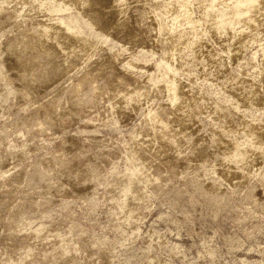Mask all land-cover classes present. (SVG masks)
<instances>
[{"label": "rangeland", "instance_id": "rangeland-1", "mask_svg": "<svg viewBox=\"0 0 264 264\" xmlns=\"http://www.w3.org/2000/svg\"><path fill=\"white\" fill-rule=\"evenodd\" d=\"M186 1L192 16L198 17L204 3H200L203 7L199 9L197 0H0V10L3 9L0 12V49L3 48L0 50V96H3L0 97V264H264V149L256 147L264 140V54L261 49L264 45V0L249 5L248 16H239L233 11L232 18L241 22L224 28L216 27L219 19L212 17H208L205 24L190 22L179 14V4ZM226 2L218 0L215 8ZM162 4L165 5L161 7L164 15L157 12ZM57 18L64 19L79 35L70 29L64 30L65 26L57 23ZM182 20L186 26L184 22L180 24ZM164 21L168 25L172 23V30L167 24L165 30L160 26ZM42 23H45L44 28L47 26V35ZM199 24L200 28L203 25L202 29ZM192 26L197 27L196 31ZM172 27H178L177 31ZM204 30L208 31L206 37ZM186 36L188 39L184 42ZM176 38L181 46L177 45ZM77 39L82 47L75 42ZM190 39H194L193 45H189ZM18 40L21 41L15 42ZM28 44L34 47L29 48ZM51 48L52 51L56 48L55 52ZM213 52L215 55L220 52L217 58ZM19 53H23V59ZM63 53L69 57L64 58ZM164 53L171 64L176 61L175 71L181 72L170 70L168 74L163 71ZM55 59L57 63L53 62ZM130 60L136 65H131ZM198 62L204 64L200 66ZM182 63L190 69L186 70ZM182 70L192 75H184ZM160 75L164 76L162 80L155 81ZM205 76H209L208 79ZM170 80H177L179 100L173 101L175 106L170 92L165 89ZM75 84L82 87L80 91ZM151 86L158 91L154 88L153 93ZM76 90L78 92H74ZM162 90L167 92L161 93ZM166 99L171 101L167 103ZM221 127L236 131L232 134ZM243 129L253 131L257 137L260 134L258 139L254 137L255 146L251 142L246 145L250 152L253 149L251 153L255 159L252 163L236 162L229 151L246 143L248 130ZM223 152H228L227 160ZM150 176L154 180L147 179ZM135 178H140L142 183ZM136 192H141L142 197L137 193V199Z\"/></svg>", "mask_w": 264, "mask_h": 264}, {"label": "bare ground", "instance_id": "bare-ground-1", "mask_svg": "<svg viewBox=\"0 0 264 264\" xmlns=\"http://www.w3.org/2000/svg\"><path fill=\"white\" fill-rule=\"evenodd\" d=\"M7 1H8V0H7ZM12 1H13V0H12ZM118 1H119V0H118ZM123 1H124V0H123ZM165 1H166V0H165ZM174 1H175V0H174ZM197 1H198L199 3H197V2H196V3L199 4V5H200V3H202V4L204 3V7L201 6L202 4L199 6V9H200V7H203V8H202V11H200L201 14H198V15H197L198 17H194V16H192V14L190 13L191 10L189 11L188 8H187V5H186V4L188 3L187 1H186V3H185V2H184V3H181V2H180V3H181V4H179L180 7H178V8H180V10H179L180 13H179V14H181L183 17H186L187 19H189L190 22L192 21V22H195L196 24H197V22H199V23L202 24L203 22L208 21V20H207L208 17H212L214 20L219 19L218 22H217V23H218V26H216V27H218V28H224V27H228V26L233 27L232 25H234V24H236V23H237V25H238V22H241V20H239L238 18H235V20H234V19L232 18V15H233L232 12H233V11L238 12V15H239V16H240V15H242L243 17L248 16V15H249V14H248V7H249V5H251L252 3L256 2V0H231L230 3H227L226 0H224L226 3H224V5L222 4L223 6H220L219 8H215V5H216V3H217L218 0H207L208 2H205V0H197ZM4 2H6V1H4ZM9 2H10V0H9ZM158 2H159V1H158ZM176 2H177V1H176ZM193 2H194V1H193ZM193 2H192V3H193ZM117 3H118V2H117ZM156 3H157V2H156ZM168 3H169V2H168ZM168 3H167V4H168ZM170 3H171V2H170ZM212 3H213V4H212ZM220 3H221V2L219 1V4H220ZM167 4H166V5H167ZM172 4H173V3H172ZM190 4H191V3H190ZM155 5H156V4H155ZM176 5H177V4H176ZM176 5H175V6H176ZM191 5H192V4H191ZM194 5H195V4H194ZM159 6H160V5H159ZM164 6H165V5L162 4V6H160L158 9L155 7V8L157 9L158 14H162L164 8H161V7H164ZM171 6H174V5H171ZM188 6H189V5H188ZM151 7H153V6H151ZM157 7H158V5H157ZM192 7H193V6H192ZM178 8L175 7V9H177V10H178ZM190 8H191V6H190ZM197 8H198V5H197ZM173 9H174V8H172V10H173ZM191 9H193V8H191ZM2 10H3V9H2ZM2 10H0V12H2ZM177 10H175V12H177ZM30 11H31V10H30ZM52 11H53V10H52ZM192 11H193V10H192ZM50 12H51V11H50ZM198 12H199V10H197V13H198ZM54 13H55V11H54ZM149 13H150V12H149ZM152 13H154V12H152ZM151 15H152V14H151ZM162 15H164V13H163ZM167 15H168V14H167ZM172 15H173V14H172ZM194 15H195V14H194ZM154 16H155V14H154ZM154 16H153V18H154ZM168 16H169V15H168ZM175 16H176V15H175ZM177 16H178V15H177ZM169 17H170V16H169ZM169 17H167V18H169ZM171 17H172V16H171ZM171 17H170V19H171ZM183 17H182V18H183ZM177 18H178V17H177ZM182 18H181V19H182ZM248 18H249V19H252L251 16H249ZM154 19H155V18H154ZM164 19H165V18H164ZM179 19H180V18H179ZM179 19H177V20H179ZM183 19L185 20V18H183ZM0 20H1V19H0ZM48 20L50 21V19H48ZM51 20H52V19H51ZM57 20H59V22L57 21V23H60V25L62 24L63 26L66 27V28L64 27V30H65V29H66V30H67V29H70V30L74 31V30L72 29L71 25H69L64 19H60V18L58 19V18H57ZM160 20H161V19H160ZM174 20H176V19L174 18ZM184 20H182V22H181L180 24H182V23L184 22ZM43 21H44V20H43ZM166 21H167V20H166ZM185 21H186V20H185ZM253 21H254V20H253ZM1 22H2V21H1ZM39 22H40V21H39ZM51 22H52V21H51ZM167 22H169V21H167ZM171 22H172V21H171ZM173 22H174V21H173ZM175 22H177V21H175ZM178 22H179V21H178ZM2 23H4V22H2ZM35 23H36V22H35ZM46 23H47V21H46ZM57 23H56V25H58L59 28H60V25L57 24ZM205 23H206V22H205ZM205 23H203V24H205ZM24 24H26V23H24ZM37 24H38V23H37ZM37 24H36V25H37ZM42 24H43V23H42ZM42 24H41L40 26H42ZM44 24H45V23H44ZM44 24H43V28H44ZM160 24H161V25H160L161 27H164V25L167 24V23H165V21H164V22H162V23L160 22ZM169 24H170V23H169ZM177 24H178V23H176V25H177ZM184 24H185V22H184ZM186 24H187V23H186ZM186 24H185V26H186ZM196 24H195V25H196ZM201 24H199V26H198L199 28H200V25H201ZM243 24H244V23H243ZM34 25H35V24H34ZM36 25H35V26H36ZM47 25H48V24H47ZM167 25H168V24H167ZM170 25L172 26V23H171ZM170 25H168L167 27H169ZM174 25H175V23H174ZM174 25H173V26H174ZM176 25H175V26H176ZM188 25H189V24H188ZM191 25H192V23H191ZM215 25H216V24H215ZM246 25H248V24H246ZM0 26H1V25H0ZM2 26H3V25H2ZM22 26H24V25H22ZM25 26H26V25H25ZM40 26H39V27H40ZM48 26H50V24H49ZM51 26H52V25H51ZM58 26H57V27L55 26V27H56V30H57ZM155 26H156V22H155ZM155 26H154V27H155ZM165 26H166V25H165ZM171 26H170V30H172V29H171ZM179 26H180V25H179ZM181 26H182V25H181ZM193 26H194V25H193ZM193 26H192V27H193ZM205 26H206V25H205ZM207 26H208V25H207ZM234 26H235V25H234ZM239 26H240V25H239ZM239 26H238V27H239ZM242 26H243V25H242ZM39 27H37V28H39ZM158 27H159V26H158ZM182 27H183V26H182ZM189 27H190V26H189ZM238 27H237V28H238ZM26 28H28V27H26ZM29 28H32V27H29ZM29 28H28V30H29ZM49 28H51V27H49ZM172 28H175V27H172ZM176 28H178V27H176ZM176 28H175V31H177ZM194 28H195V27H193V29H194ZM196 28H197V27H196ZM196 28H195V31H196ZM202 28H203V25H202ZM202 28H200V29H202ZM245 28H246V27H245ZM245 28H244V29H245ZM247 28H248V27H247ZM0 29H1V27H0ZM62 29H63V27H62ZM155 29H156V28H155ZM159 29H160V27H159ZM159 29H158V30H159ZM165 29H166V28L164 27V30H165ZM191 29H192V28H191ZM208 29H209V28H208ZM208 29H207V30H208ZM210 29H211V28H210ZM230 29H232V28H230ZM235 29H236V28H235ZM23 30H25V29H23ZM23 30H22V31H23ZM33 30H34V29H33ZM38 30H39V29H38ZM42 30H43V29H42ZM45 30L47 31V26H45V28H44V30H43L44 34L47 35L48 32L45 33V32H46ZM48 30H49V29H48ZM50 30H51V29H50ZM50 30H49V31H50ZM58 30H59V29H58ZM58 30H57V32L60 33ZM161 30H162V29H161ZM161 30H159V31H161ZM167 30H168V29H167ZM173 30H174V29H173ZM179 30L181 31V28H180ZM184 30H185V28H184ZM184 30H183V31H184ZM197 30H198V29H197ZM207 30H206V31H207ZM218 30H219V29H218ZM221 30H222V29H221ZM225 30H226V28H225ZM225 30H224V32H225ZM238 30H240V29H238ZM242 30H243V27H242ZM242 30H241V32H243ZM25 31H26V30H25ZM159 31H158V32H159ZM186 31H187V30H186ZM191 31H192V30H191ZM195 31H194V32H195ZM200 31H202V30H200ZM204 31H205V30H204ZM206 31H205V37H206ZM210 31H211V30H210ZM210 31H209V33H210ZM222 31H223V30H222ZM226 31H227V30H226ZM228 31L230 32L229 29H228ZM228 31H227V32H228ZM232 31L234 32V29H233ZM245 31H246V30H245ZM40 32H41V30H40ZM52 32H53V31H52ZM54 32H55V31H54ZM69 32H70V31H69ZM74 32H76V31H74ZM74 32H73V34L76 35L77 32H76V33H74ZM158 32H157V34H158ZM161 32H162V31H161ZM166 32H167V31H166ZM170 32H171V31H170ZM194 32H193V33H194ZM202 32H203V31H202ZM207 32H208V31H207ZM211 32H212V31H211ZM219 32H221V31H219ZM237 32L239 33V31H237ZM258 32L261 33L260 31H258ZM22 33L24 34L25 32L23 31ZM30 33H31V32H30ZM30 33L27 34V35H30ZM50 33H51V32H50ZM50 33H49V34H50ZM58 33H57V34H58ZM61 33H62V31H61ZM61 33H60V34H61ZM67 33H68V31H67ZM67 33L64 32L63 34H65V35H63V36L66 37V34H67ZM155 33H156V32H155ZM162 33H163V32H162ZM164 33H165V32H164ZM176 33L178 34V32H176ZM176 33H175V35H176ZM185 33H186V32H185ZM187 33H188V32H187ZM187 33H186V35H187ZM195 33L197 34V32H195ZM199 33L201 34V32H199ZM203 33H204V32H203ZM221 33H222V32H221ZM230 33H231V32H230ZM245 33H246V32H245ZM249 33H250V32H249ZM259 33H258V34H259ZM263 33H264V30H263L262 34H263ZM25 34H26V33H25ZM52 34H54V33H52ZM52 34H50V35H52ZM60 34H59V35H60ZM71 34H72V33H71ZM157 34H156L155 36H157ZM159 34H160V33H159ZM165 34H166V33H165ZM169 34H170V33H169ZM172 34H174V33H172ZM182 34H184V33H182ZM189 34H190V32H189ZM200 34H199V35H200ZM210 34H211V33H210ZM210 34H209V35H210ZM227 34H228V36L231 35V34L229 35V33H227ZM236 34H237V33H236ZM243 34H244V33H243ZM256 34H257V32H256ZM41 35H43V33H42ZM50 35H49V36H50ZM54 35H56V34H54ZM54 35H53V36H54ZM77 35H79V34H77ZM167 35H168V33H167ZM175 35H173V37H174ZM190 35H192V33H191ZM190 35H189V36H190ZM194 35H195V34H194ZM199 35H198V36H199ZM201 35H202V34H201ZM207 35H208V33H207ZM220 35H221V34H220ZM223 35H224V34H223ZM225 35H226V34H225ZM234 35H235V33H234ZM252 35H253V34H252ZM21 36H22V35H21ZM61 36H62V35H61ZM61 36H60V37H61ZM63 36H62V39L65 38V37L63 38ZM70 36H71V35H70ZM181 36H182V35H181ZM198 36H197V37H198ZM232 36H233V35H232ZM232 36H231V37H232ZM248 36H251V34H250V35H247V37H248ZM18 37H19V36H18ZM26 37H27V36H26ZM39 37H40V36H39ZM46 37H47V36H46ZM58 37H59V36H58ZM67 37H68V36H67ZM67 37H66V38H67ZM73 37H74V36H73ZM76 37H78V36H76ZM167 37H168V38H170V37L173 38L172 36H170V37L167 36ZM192 37H193V36H191V38H192ZM200 37H201V36H200ZM203 37H204V36H203ZM203 37H202L201 39H203ZM214 37H215V36H214ZM231 37H230V38H231ZM239 37H240V35H239ZM254 37H255V35H254ZM263 37H264V36H263ZM22 38H23V36H22ZM22 38H21V39H22ZM28 38H29V37H28ZM43 38H44V36H43ZM47 38H48V37H47ZM70 38H71V37H69L68 39H70ZM80 38H81V37H80ZM156 38H157V37H156ZM156 38H155V39H156ZM160 38H161V37H159V39H160ZM165 38H166V37H165ZM165 38H163V39H165ZM177 38H179V37H177ZM177 38H176V43H177ZM183 38H184V37H183ZM232 38H233V37H232ZM232 38H231V39H232ZM248 38H249V37H248ZM251 38H252V37H251ZM255 38H256V37H255ZM259 38H260V37H259ZM24 39H25V38H24ZM32 39H33V38H32ZM41 39H42V37H41ZM44 39H45V38H44ZM51 39H52V38H51ZM58 39H61V38H58ZM62 39H61V40H62ZM74 39H75V38H73V40H74ZM78 39H79V37H78ZM78 39H77V41H75L76 43L80 40V39H79V40H78ZM174 39H175V37H174ZM179 39H180V38H179ZM187 39H188V38H187V36H186V41H184V42H187ZM194 39H195V38H194ZM194 39H193V41H194ZM196 39H197V38H196ZM228 39H229V38H228ZM228 39H227V40H228ZM261 39H263V38L261 37ZM14 40H15V39H14ZM27 40H28V39H27ZM39 40H40V39H39ZM45 40H46V39H45ZM45 40H44V42H45ZM56 40H57V39H56ZM66 40H67V39H66ZM81 40H83L84 42L86 41L84 38H82ZM190 40H191V39H190ZM197 40H198V39H197ZM199 40H200V39H199ZM199 40H198V41H199ZM203 40H205V39H203ZM227 40H225V41H227ZM252 40H253V39H252ZM256 40H259V39L257 38ZM20 41H21V40H20ZM20 41L18 40V41H15V42H20ZM30 41H31V40H30ZM34 41H36V39H35ZM41 41H42V40H40V42H41ZM52 41H53V40H52ZM67 41H68V40H67ZM67 41H66V43H67ZM69 41H70V40H69ZM83 41H82V43H83ZM157 41H158V39H157ZM157 41H155V42H157ZM162 41L165 42V40H162ZM166 41H167V39H166ZM169 41H170V40H169ZM169 41H168V42H169ZM171 41H172V40H171ZM178 41H181V40H178ZM193 41L191 40V43H192ZM198 41H197V42H198ZM230 41H231V40H230ZM232 41H233V40H232ZM232 41H231V43H232ZM234 41H235V40H234ZM263 41H264V40H263ZM263 41H262V42H263ZM10 42H12V41H10ZM25 42H26V41H25ZM27 42H28V41H27ZM46 42H47V41H46ZM60 42H61V41H60ZM168 42H166V43H168ZM174 42H175V41H174ZM184 42H183V43H184ZM197 42H196V43H197ZM202 42H203V41H202ZM205 42H206V41H205ZM205 42H204V43H205ZM227 42H228V44H229V41H227ZM227 42H226V43H227ZM257 42H258V41H257ZM260 42H261V41H260ZM260 42H259V43H260ZM2 43H3V42H2ZM5 43H6V42H5ZM31 43H32V41H31ZM31 43H30V44H31ZM33 43H34V42H33ZM41 43H42V42H41ZM49 43L51 44V42H49ZM71 43H72V42H71ZM71 43H69V44H71ZM78 43L81 44V42H78ZM86 43H87V42H86ZM159 43H160V42H159ZM170 43H171V42H170ZM191 43L189 44V41H188V44H189V45H193V43H192V44H191ZM194 43H195V42H194ZM198 43H199V42H198ZM215 43H216V42H215ZM233 43H234V42H233ZM22 44H23V42H22ZM34 44H35V43H34ZM38 44H39V43H38ZM50 44H49V45H50ZM54 44H55V43H54ZM57 44H58V43H57ZM57 44H55V45H57ZM67 44H68V43H67ZM67 44H66V46H67ZM156 44H158V43H156ZM199 44L201 45V42H200ZM249 44H250V42H249ZM3 45H4V44H3ZM5 45H6V44H5ZM5 45H4V46H5ZM7 45H8V44H7ZM7 45H6V47H7ZM31 45H32V44H31ZM31 45L28 44V47L31 46ZM46 45H48V44H46ZM46 45H45V47H46ZM49 45H48V46H49ZM55 45H53V46L55 47ZM58 45H59V44H58ZM62 45H63V43H62ZM84 45H85V44H84ZM173 45H174V44H173ZM177 45H180V42H179V44L177 43ZM189 45H188V46H189ZM202 45H203V44H202ZM218 45H219V44H218ZM230 45H231V44H230ZM238 45H239V43H238ZM240 45H241V44H240ZM256 45H258V43H257ZM0 46H1V44H0ZM4 46H3V47H4ZM10 46H13V45H10ZM15 46H16V45H15ZM22 46H24V45H22ZM36 46H38V45H36ZM36 46H35V48H36ZM39 46H40V45H39ZM43 46H44V45H43ZM51 46H52V45H51ZM63 46H64V45H63ZM66 46H65V48H66ZM74 46H75V45H74ZM79 46H80V45H79ZM168 46H169V45L167 44V47H168ZM171 46H172V45H171ZM180 46H181V45H180ZM180 46H179V47H180ZM186 46H187V45H186ZM195 46H198V45H195ZM205 46H206V45H205ZM208 46H209V45H208ZM227 46H228V45H227ZM235 46H236V45H235ZM19 47H20V45L18 46V49L20 50L21 47H20V48H19ZM25 47H27V46H25ZM31 47H34V46H31ZM41 47H42V46H41ZM57 47H58V46H57ZM57 47H56V48H57ZM67 47H68V46H67ZM76 47H77V46H76ZM80 47H82V44H81ZM85 47H86V46H85ZM85 47H84V48H85ZM88 47H89V45H88ZM88 47H87L86 49H88ZM126 47H127V46H126ZM162 47H163V46H162ZM174 47H175V45L173 46V48H174ZM189 47H190V46H189ZM191 47H192V46H191ZM193 47H194V46H193ZM224 47H225V46H224ZM248 47H249V46H248ZM260 47H261V46H260ZM260 47H259V48H260ZM4 48H5V47H4ZM29 48H30V47H29ZM37 48H38V47H37ZM47 48H48V47H47ZM56 48H55V49H56ZM60 48H61V47H60ZM63 48H64V47H62V49H63ZM65 48H64V49H65ZM71 48L73 49V44H72V47H71ZM124 48H125V47H123V49H124ZM164 48H165V47H164ZM164 48H163V49H164ZM171 48H172V47H171ZM171 48H170V49H171ZM183 48H184V47H183ZM183 48H181V49H183ZM195 48H196V47H195ZM201 48H202V47H201ZM239 48H240V47H239ZM243 48H244V47H243ZM1 49H3V48H1ZM1 49H0V50H1ZM18 49L16 48V50H18ZM31 49H32V48H31ZM55 49L52 51V48H51V51H52V52H55ZM57 49H58V48H57ZM62 49L59 50V51L61 52ZM69 49H70V48H69ZM80 49H82V48H80ZM80 49H78V50H80ZM177 49H178V48H177ZM177 49H175V51H176ZM187 49H189V48L187 47ZM203 49H205V48H203ZM231 49H232V48H231ZM261 49L263 50V54H264V45H262ZM261 49H259V50H261ZM11 50L14 51V49H11ZM19 50H18V51H19ZM25 50H26V49H25ZM25 50H24V51H25ZM34 50H37V49H34ZM34 50H33V53L36 54V51L34 52ZM40 50H41V48H40ZM67 50H68V49H67ZM74 50H75V48H74ZM124 50H126V48H125ZM178 50H179V49H178ZM205 50H206V49H205ZM212 50H213V49H212ZM222 50H223V48H222ZM228 50H229V49H228ZM2 51H3V50H2ZM18 51H17V52H18ZM21 51H22V50H21ZM26 51H27V50H26ZM26 51H25L24 54H23V53H19V55L21 54V57H22V54H23L24 57H25V56H26V55H25V54H26ZM30 51H31V50H30ZM57 51H58V50H57ZM69 51H70V50H69ZM76 51H77V50H76ZM84 51H85V50H84ZM88 51H89V50H88ZM162 51H163V50H162ZM168 51H169V48H168ZM195 51H196V50H195ZM200 51H201L200 54H202V50H200ZM229 51H230V50H229ZM255 51H256V50H255ZM257 51H258V50H257ZM5 52H6V51H5ZM5 52H4V53H5ZM27 52H29V51H27ZM37 52H38V51H37ZM45 52L47 53V50H46ZM77 52H79V51H77ZM86 52H87V51H86ZM178 52H179V51H178ZM178 52H177V53H178ZM184 52L186 53V51H184ZM192 52H193V51H192ZM192 52H191V53H192ZM221 52H222V51H221ZM233 52H234V51H233ZM0 53H1V52H0ZM33 53H31V54H33ZM57 53H58V52H56L55 54H57ZM61 53H62V52H61ZM65 53H66V52H65ZM65 53H63V54H64V58H65V56H67V55H65ZM68 53H69V52H68ZM68 53H66V54H68ZM81 53H82V52H80V54H81ZM167 53H168V52H166V54H167ZM169 53H170V51H169ZM169 53H168V54H169ZM172 53L174 54V51H173ZM181 53H183V52L181 51ZM185 53H184V54H185ZM189 53H190V52H189ZM197 53H198V52H197ZM205 53H206V52H205ZM210 53H211V52H210ZM213 53H214V55H215V52H213ZM219 53H220V52H219ZM219 53H218V54H219ZM234 53H235V52H234ZM253 53H254V52H253ZM256 53H257V52H256ZM258 53H260V52H258ZM16 54H17V53H16ZM27 54L29 55V53H27ZM35 54H34V55H35ZM49 54H50V52H49ZM51 54H52V53H51ZM55 54H54V55H55ZM69 54H70V53H69ZM72 54H73V53H72ZM75 54H76V53H75ZM77 54H78V53H77ZM77 54H76V55H77ZM83 54H84V53H83ZM166 54L164 53V56H165ZM218 54H216V55L218 56ZM222 54H223V53H222ZM261 54H262V51H261ZM261 54H259V55H261ZM1 55H2V53H1ZM3 55H4V54H3ZM76 55H75V56H76ZM78 55H79V54H78ZM78 55H77V57H78ZM84 55H85V54H84ZM174 55H175V54H174ZM185 55H186L185 58H187V54H185ZM185 55H184V56H185ZM198 55H199V54H198ZM204 55H205V54H204ZM204 55H203V56H204ZM209 55H210V54H209ZM216 55H215V57H216ZM29 56H30V55H29ZM36 56H37V55H36ZM38 56H39V55H38ZM52 56H53V55H52ZM82 56H83V55H82ZM164 56H162V57H164ZM176 56H177V55H176ZM176 56H175V57H176ZM203 56H202V57H203ZM224 56H225V54H224ZM256 56H257V55H256ZM261 56H262V55H261ZM263 56H264V55H263ZM21 57H20V58H21ZM24 57H22V59H23ZM42 57H43V56H42ZM67 57H69V56H67ZM79 57H80V56H79ZM162 57H161V58H162ZM168 57H170V56L168 55ZM168 57H167V58H168ZM171 57H172V56H171ZM179 57H180V56H179ZM188 57H189V56H188ZM192 57H193V55H192ZM194 57H195V55H194ZM197 57H198V56H197ZM228 57H229V56H228ZM25 58L27 59V57H25ZM29 58H30V57H29ZM35 58H37V57H35ZM43 58H44V57H43ZM48 58H49V57H48ZM50 58H51V57H50ZM52 58H53V57H52ZM54 58H55V57H54ZM70 58H72V57H70ZM70 58H69V59H70ZM173 58H174V57H173ZM181 58H183V56H181ZM181 58L178 60V63H177L178 65H180V63H181V62L179 63V61L181 60ZM198 58H201V57H198ZM203 58H204V57H203ZM210 58H211V57H210ZM216 58H217V57H216ZM218 58H219V57H218ZM261 58H262V57H261ZM4 59H5V58H4ZM30 59H31V58H30ZM32 59H33V58H32ZM40 59H41V56H40ZM60 59H61V58H59V60H60ZM165 59H166V56H165ZM165 59H161V64H162V67H161V68L163 69V71H165V72L168 73V74H169V72H171L170 70L175 71V70H176V67H174V65L176 64V61H175V63L173 62V63H174V65H173V64L170 63L171 61L169 62V61H167V59H166V60H165ZM171 59H172V58H171ZM176 59H178V58H176ZM205 59H206V61H208V60H207V57H205ZM205 59H204V60H205ZM213 59H214V58H213ZM220 59H224V57H223V58L220 57ZM220 59H219V61H220ZM225 59H227L226 56H225ZM228 59L230 60V58H228ZM35 60H36V59H35ZM44 60H46V59L44 58ZM63 60H65V62H67L66 59H63ZM70 60H71V59H70ZM70 60H69V61H70ZM169 60H170V58H169ZM172 60L174 61L175 59H172ZM189 60H190V58H189ZM195 60H196V59H195ZM198 60H200V59H198ZM209 60H210V59H209ZM215 60H216V59H215ZM3 61H4V60H3ZM23 61H24V60H23ZM25 61H27V60H25ZM29 61H30V60H28V62H29ZM40 61H41V60H40ZM48 61L50 62L51 59L48 60ZM57 61H58V60H57ZM79 61H80V60H79ZM128 61H129V60H128ZM130 61H131V62H129V63H131V65L135 64V63L132 64V61H133V60H130ZM182 61H184V60L182 59ZM192 61H193V59H192ZM201 61H203V59H202ZM206 61H205V62H206ZM223 61H224V60H223ZM251 61H252V58H251ZM31 62H32V61H31ZM33 62H34V61H33ZM36 62H37V61H36ZM36 62H35V64H36ZM49 62H48V63H49ZM53 62H56V59L53 60ZM53 62H52V63H53ZM134 62H135V61H134ZM194 62H195V61H194ZM194 62H193V63H194ZM208 62L211 63V61H208ZM212 62H213V61H212ZM220 62H221V61H220ZM220 62H219V63H220ZM228 62H229V61H228ZM232 62H233V61H232ZM255 62H256V61H255ZM3 63H4V62H3ZM17 63H18V62H17ZM19 63H20V62H19ZM21 63H22V61H21ZM29 63H30V62H29ZM37 63H38V62H37ZM56 63H57V62H56ZM56 63L54 64L55 66L57 65ZM58 63H60V62H58ZM63 63H64V62H63ZM126 63H127V62H126ZM129 63H128V64H129ZM226 63H227V62H226ZM250 63H252V62H250ZM25 64H26V63H25ZM27 64H28V63H27ZM32 64H33V63H32ZM39 64H41V63L39 62ZM49 64H51V63H49ZM70 64H71V61H70ZM70 64H68V65H70ZM72 64H73V63H72ZM183 64H185V63H182V65H183ZM198 64H200V63L198 62ZM202 64H204V62H203ZM202 64H200V66H201ZM223 64H224V63H223ZM223 64H222V65H223ZM257 64H258V63H257ZM257 64H256V65H257ZM29 65H30V64H29ZM29 65H28V66H29ZM42 65H44V63H43ZM45 65H46V64H45ZM59 65H60V64H59ZM68 65H67V66H68ZM135 65H136V64H135ZM135 65H134V66H135ZM187 65H188V64H187ZM206 65H207V64H206ZM214 65H216L215 62H214ZM214 65H213V66H214ZM219 65H220V64H219ZM219 65L217 64L218 68H219ZM222 65H221V66H222ZM224 65H225V64H224ZM228 65H229V64H228ZM254 65H255V64H254ZM262 65H263V64H262ZM262 65H260V66H262ZM17 66H18V65H17ZM17 66H16V67H17ZM20 66H21V65H20ZM32 66H33V65H32ZM38 66H39V65H38ZM47 66H49V65H47ZM61 66H63V65H61ZM64 66H65V65H64ZM128 66H130V65H128ZM128 66H127V67H128ZM196 66H197V64H196ZM200 66L198 65V67H200ZM203 66H204V65H203ZM225 66H226V65H225ZM25 67H26V66H25ZM25 67H24V68H25ZM35 67H37V64L34 65V70L38 69V68L35 69ZM57 67H58V66H57ZM70 67H71V66H70ZM183 67H184V65H183ZM183 67H182V68H183ZM185 67H186V66H185ZM185 67H184V68H185ZM193 67H194V66H193ZM206 67H207V66H206ZM228 67H229V66H228ZM228 67H227V68H228ZM263 67H264V66H263ZM4 68H5V67H4ZM20 68H21V67H20ZM22 68H23V67H22ZM27 68H28V67H27ZM30 68H31V67H30ZM44 68H45V67H44ZM47 68H48V67H47ZM49 68H50V67H49ZM58 68H60V67H58ZM58 68H57V69H58ZM65 68H66V67H65ZM65 68H64V69H65ZM67 68H68V67H67ZM177 68H178V67H177ZM179 68H180V67H179ZM187 68H188V67H187ZM210 68H211V66H210ZM225 68H226V67H225ZM256 68H259V67H256ZM5 69H6V68H5ZM17 69H18V68H17ZM17 69H16V70H17ZM54 69H55V68H54ZM185 69H186V68H185ZM185 69H184V70H185ZM189 69H190V68H188V69H186V70H189ZM193 69H195V68H193ZM196 69H197V68H196ZM198 69H199V68H198ZM208 69H209V68H208ZM221 69H222V68H221ZM223 69H224V68H223ZM21 70H23V69H21ZM32 70H33V69H32ZM40 70H43V69L40 68ZM65 70H66V69H65ZM98 70H99V69L97 68V71H98ZM191 70H192V69H191ZM200 70H201V69H200ZM200 70H199V71H200ZM209 70H211V69H209ZM209 70H207V71H209ZM214 70H215V69H214ZM17 71H18V70H17ZM25 71H26V70H25ZM25 71H24L23 73H26ZM37 71H39V70H37ZM44 71H45V69H44ZM95 71H96V70H95ZM168 71H169V72H168ZM182 71H183V70H182ZM193 71H195V70H193ZM205 71H206V69H205ZM215 71H217V70H215ZM219 71H220V70H219ZM244 71H245V70H244ZM6 72H7V71H6ZM39 72H40V71H39ZM41 72H42V71H41ZM41 72H40V73H41ZM45 72H46V71H45ZM45 72H43V73H45ZM98 72H99V71H98ZM98 72H96V73H98ZM176 72L179 73V72H181V71H175V73H176ZM183 72H184V73H183L184 75H185V73L187 74V72H185V71H183ZM197 72H198V71H197ZM221 72H222V71H221ZM223 72H224V71H223ZM227 72H228V71H227ZM257 72H259V71H257ZM260 72L262 73L261 70H260ZM19 73H20V71H19ZM21 73H22V72H21ZM33 73H34V71H33ZM35 73H37V72H35ZM96 73H95V74H96ZM161 73H162V72H161ZM189 73H190V71H189ZM189 73H188V74H189ZM193 73H195V72H193ZM202 73H203V72H202ZM211 73L213 74V72H211ZM218 73H219V72H218ZM261 73H260V74H261ZM7 74H8V72H7ZM7 74H6V75H7ZM38 74H39V73H38ZM93 74H94V73H93ZM158 74H159V73H158ZM164 74H165V73H164ZM164 74H163V75H164ZM180 74H181V73H180ZM183 74H181V75H183ZM188 74H187V76H190V75H188ZM190 74L192 75V73H190ZM196 74H198V73H196ZM204 74H205V72H204ZM214 74H215V73H214ZM214 74H213V75H214ZM242 74H243V73L241 72L240 75H242ZM32 75H33V74H32ZM34 75H35V74H34ZM40 75H41V74H40ZM163 75H160L159 77L156 76V77H158V78H155V81L162 80V77H164ZM166 75H167V74H166ZM172 75H174V74L172 73ZM200 75H201V74H200ZM222 75H224V74L222 73ZM225 75H226V74H225ZM225 75H224V76H225ZM227 75L229 76V74H227ZM230 75H231V74H230ZM232 75H233V74H232ZM232 75H231V76H232ZM244 75H247V74H244ZM262 75H263V74H262ZM262 75H260V76H262ZM7 76H10V75H7ZM21 76H23V75H21ZM28 76H29V75H28ZM93 76H94V75H93ZM161 76H162V77H161ZM168 76H169V75H168ZM193 76H194V75H193ZM197 76H198L197 78L199 79V75H197ZM201 76H202V75H201ZM233 76H235V75H233ZM236 76H238V75H236ZM260 76H259V77H260ZM25 77H27V76H25ZM30 77H31V76H30ZM32 77H33V76H32ZM91 77H92V76H91ZM91 77H90V78H91ZM203 77H204V75H203ZM207 77H209V76H205V78H207ZM211 77H212V76H211ZM214 77H216V76L214 75ZM214 77H213V78H214ZM238 77H239V76H238ZM243 77H244V76H243ZM247 77H248V76H247ZM262 77H264V76H262ZM262 77H261V78H262ZM9 78H10V77H9ZM9 78H8V79H9ZM11 78H12V77H11ZM28 78H29V77H28ZM33 78H34V77H33ZM37 78H38V76H37ZM40 78H41V77H40ZM169 78L171 79V77H168L167 79H169ZM178 78H180V77L178 76ZM181 78H182V77H181ZM191 78H192V76H191ZM195 78H196V77H195ZM213 78H212V80H213ZM222 78H223V77H222ZM222 78H221V79H222ZM245 78H246V76H245ZM22 79L24 80V78H22ZM25 79H26V78H25ZM29 79H30V78H29ZM38 79H39V78H38ZM81 79H82V78H81ZM186 79H188V78L186 77ZM203 79H204V78H203ZM203 79H202V80H203ZM207 79H208V78H207ZM210 79H211V78H210ZM210 79H209V80H210ZM218 79H219V78H218ZM225 79H226V78H225ZM236 79H237V78H236ZM238 79H239V78H238ZM246 79H247V78H246ZM16 80H17V79H16ZM26 80H27V79H26ZM30 80H31V79H30ZM32 80H33V79H32ZM174 80H175V79H174ZM174 80H170V81L168 82L167 85L165 84V86L167 87V88L165 87V89H166V90L168 89L167 91L170 92V98H171V100H172V101H171V100L166 99V100H167V103H168V101H171V102L173 103V101L175 102L176 100H179V98H178L179 95H178V91H177L178 89H177V84H176L177 80H176V81H174ZM178 80H179V79H178ZM189 80H190V79H189ZM199 80H201V79H199ZM214 80H215V79H214ZM214 80H213V82H214ZM226 80H227V79H226ZM226 80H225V81H226ZM251 80H252V79H251ZM7 81H8V80H7ZM10 81H11V79H10ZM12 81H14L13 78H12ZM77 81H79V80H77ZM77 81H76V84H78ZM81 81H82V80H81ZM150 81H151V80H150ZM164 81H165V80H164ZM179 81H180V80H179ZM191 81H194V80H191ZM204 81H205V80H204ZM215 81H216V80H215ZM223 81H224V80H223ZM240 81H241V78H240ZM242 81H243V80H242ZM79 82H80V81H79ZM82 82H83V81H82ZM152 82H153V80H152ZM160 82H161V81H160ZM181 82H182V80L180 81V83H181ZM187 82H188V81H187ZM207 82H208V81H207ZM227 82H228V81H227ZM233 82H235V81L233 80ZM236 82H237V81H236ZM147 83H148L147 85H149V82H147ZM182 83H183V82H182ZM185 83H186V81H185ZM195 83H196V82H195ZM222 83H223V82H222ZM222 83H221V84H222ZM229 83L232 84L231 80H230ZM240 83H241V82H240ZM243 83H245V81H244ZM76 84H75V86H76ZM80 84H82V83L80 82ZM86 84H87V83H86ZM145 84H146V83H145ZM151 84H152V83H151ZM156 84H157V83H156ZM158 84H159V82H158ZM161 84H163V83H161ZM161 84H160V85H161ZM191 84H192V83H191ZM200 84H201V83H200ZM209 84H210V83H209ZM216 84H217V83H215V85H216ZM221 84H220V86L223 85L222 87H224V84H222V85H221ZM78 85H79V84H78ZM84 85H85V84H84ZM178 85H179V82H178ZM181 85H182V84H181ZM196 85H197V84H196ZM196 85H195V86H196ZM218 85H219V83H218ZM81 86H82V85H81ZM149 86H150V85H149ZM149 86H148V87H149ZM155 86H156V85H155ZM179 86H180V85H179ZM186 86H188L187 83H186V85H185L184 87H186ZM197 86H200V85L198 84ZM76 87L78 88V86H76ZM76 87H75V88H76ZM139 87H140V85H139ZM139 87H137V89H139ZM144 87H145V86H144ZM144 87H143V88H144ZM151 87H152V86H151ZM151 87H150V88H151ZM156 87H157V86H156ZM160 87H161V86H160ZM163 87H164V86H163ZM182 87H183V86H182ZM193 87H194V84H193ZM202 87H203V86H202ZM73 88H74V87H73ZM79 88H82V87L79 86ZM79 88H78V91H80ZM133 88H134V87H133ZM135 88H136V86H135ZM145 88H147V87H145ZM150 88H149V89H150ZM154 88H155V87H152V90H153ZM178 88H180V87H178ZM188 88H189V87H188ZM194 88H195V87H194ZM194 88L191 87V89H194ZM226 88H227V87H226ZM155 89H156V88H155ZM155 89H154V90H155ZM163 89H164V88H163ZM184 89H185V88H184ZM184 89L181 88V90H184ZM202 89H204V87H203ZM202 89L200 88V91H201ZM0 90H1V88H0ZM84 90H85V89H84ZM129 90H132V89H129ZM129 90H128V91H129ZM139 90H141V89H139ZM139 90H137V91L141 93L142 91H139ZM154 90H153V93H155V91H156L157 89H156L155 91H154ZM159 90H160V89H159ZM166 90H165V91L162 90L161 93H162V92H164V93L167 92ZM204 90H205V89H204ZM208 90H209V89H208ZM212 90H213V89H212ZM221 90H222V89H221ZM78 91L76 90V91H74V92H78ZM128 91H127V92H128ZM135 91H136V89H135ZM137 91H136V92H137ZM143 91H144V90H143ZM147 91H149V90H147ZM147 91H146V92H147ZM157 91H158V90H157ZM206 91H207V90H206ZM210 91H211V90H209V94H210ZM214 91H215V90H214ZM223 91H225V90H223ZM127 92H126V93H127ZM132 92H133V91H132ZM132 92H131V93H132ZM136 92H134V93H135L136 95H138ZM151 92H152V91H151ZM159 92H160V91H159ZM169 92H168V93H169ZM197 92H198V91H197ZM212 92H213V91H212ZM212 92H211V93H212ZM1 93H2V92H1ZM1 93H0V94H1ZM128 93H129V92H128ZM131 93H130L129 95H131ZM140 93H139V94H140ZM149 93H150V91H149ZM157 93H158V92H157ZM201 93H202V91H201ZM203 93H204V92H203ZM206 93H208V92H206ZM213 93H214V92H213ZM24 94H25V90H24ZM135 94H134V95H135ZM144 94H145V92H144ZM144 94H142V95H144ZM166 94H167V93H166ZM180 94H182V93L180 92ZM209 94H208V95H209ZM25 95L28 96L27 94H25ZM126 95H127V94H126ZM129 95H127V96H129ZM154 95H155V94H154ZM167 95H168V94H167ZM182 95H183V94H182ZM26 96H25V98H26ZM127 96H126V97H127ZM139 96H140V95H139ZM162 96H163V95H162ZM162 96H161V97H162ZM164 96H166V95L164 94ZM201 96H202V95H201ZM212 96H214V95H212ZM0 97H1V96H0ZM21 97H22V96H21ZM23 97H24V96H23ZM204 97H205V96H204ZM204 97H203V98H204ZM209 97H210V96H209ZM1 98H3V96H2ZM132 98H134V97H132ZM166 98H167V97H166ZM206 98H208V96H207ZM230 98H231V97H230ZM127 99H129V98H127ZM219 99H220V98H219ZM227 99H229V98H227ZM130 100H131V99H130ZM136 100H137V98H136ZM206 100H207V99H206ZM180 101H181V99H180ZM226 101H227V100H226ZM226 101H225V102H226ZM229 101H230V100H229ZM135 102H136V101H135ZM171 102H170L169 106L171 105ZM176 102H177V101H176ZM176 102H175V103H176ZM230 102H232V101H230ZM35 103H36V102H35ZM180 103H181V102H179V103H177V104H180ZM226 103H227V102H226ZM232 103H233V102H232ZM33 104H34V102H33ZM112 105H113V104H112ZM165 105H166V103H165ZM167 105H168V104H167ZM167 105H166L165 107H167ZM172 105H174V103H173ZM172 105H171V106H172ZM227 105H228V104H227ZM229 105H230V103H229ZM160 106H161V104H160ZM174 106H175V105H174ZM177 106H178V105H177ZM216 106H217V105H216ZM216 106H215V107H216ZM218 106H219V105H218ZM234 106H236V105H234ZM158 107H159V106H158ZM165 107L162 106V108H165ZM215 107H214V108H215ZM220 107H221V106H220ZM220 107H219V108H220ZM229 107H230V106H229ZM150 108H151V107H150ZM162 108H161V109H162ZM171 108L173 109V107H171ZM174 108H175V107H174ZM219 108H218V109H219ZM147 109H148V108H147ZM156 109H157V108H156ZM156 109H155V110H156ZM158 109H159V108H158ZM168 109H169V108H168ZM216 109H217V107H216ZM155 110H154V111H155ZM169 110H170V109H169ZM173 110H175V109H173ZM148 111H150V109H149ZM152 111H153V110H152ZM163 111H164V109H163ZM163 111H162V112H163ZM155 112H156V111H155ZM157 112H158V111H157ZM164 112H165V111H164ZM164 112H163V113H164ZM167 112H168V111H167ZM167 112H166V113H167ZM172 112H173V111H172ZM215 112H216V111H215ZM168 113H169V112H168ZM164 114H165V113H164ZM164 114H163V117H164ZM146 115H147V114H146ZM146 115L144 116L145 118H146ZM151 115L154 116V113H153V114L151 113ZM151 115H150L149 118L152 117ZM155 115H156V114H155ZM157 115H158V113H157ZM157 115H156V116H157ZM165 115H166V114H165ZM167 115H168V114H167ZM160 116H162V115H160ZM154 117H155V116H154ZM154 117H153V119H151L152 121L154 120ZM158 117H159V116H158ZM165 117H166V116H165ZM206 117H209V116H206ZM61 118L63 119V117H61ZM160 118H161V117H160ZM168 118H169V115H168ZM156 119H157V118H156ZM161 119H162V118H161ZM161 119H160V120H161ZM148 120H149V119H148ZM163 120H164V119H163ZM163 120H162V121H163ZM166 120H167V119H166ZM211 120H212V116H211ZM217 120H218V119H217ZM149 121H150V120H149ZM149 121L147 122V124L149 123ZM26 122H27V121H26ZM150 122H151V121H150ZM157 122H158V120H157ZM157 122L155 121L156 124H157ZM159 122H160V121H159ZM36 123H37V122H36ZM151 123H152V122H151ZM153 123H154V121H153ZM165 123H166V122H165ZM168 123H169V122H168ZM38 124H39V123H38ZM38 124H36V125L38 126ZM149 124H150V123H149ZM156 124H154V125H156ZM160 124H161V123H160ZM161 125H162V124H161ZM161 125H160V127H161ZM216 125H217V123H216ZM219 125H220V124H219ZM151 126L153 127V125H151ZM151 126H150V127H151ZM157 126H158V125H157ZM163 126H164V122H163ZM163 126H162V127H163ZM167 126H168V125H167ZM169 126H170V125H169ZM169 126H168V127H169ZM39 127H40V126H39ZM39 127H38V128H39ZM153 128H154V127H153ZM169 128H170V127H169ZM221 128H223V129L226 130V127H225V128H224V127H221ZM162 129L165 130L164 128H162ZM167 129H168V128H167ZM230 129H232V128H230ZM234 130H235V129H232V132H235V131H236V130H235V131H234ZM243 130H244V129H243ZM245 130H248V129H245ZM245 130H244V131H245ZM171 131H172V130H171ZM227 131H228V129L226 130V132H227ZM229 131H230V130H229ZM229 131H228V132H229ZM164 132H165V131H164ZM166 132H167V130H166ZM168 132L170 133V129H169ZM224 132H225V131H224ZM224 132H222V133H224ZM230 132H231V131H230ZM232 132H231V133H232ZM139 133H140V132H139ZM182 133H183V132H182ZM217 133H218V132H217ZM219 133H221V132H219ZM219 133H218V134H219ZM257 133H258V132H257ZM141 134H143V133H141ZM141 134H140V135H141ZM161 134H162V133H161ZM166 134H168V133H166ZM174 134H175V133H174ZM179 134H181V133H179ZM232 134H233V133H232ZM247 134H248V138H247L246 143L244 144V146H239V145H238V146L233 147L232 150L229 149V151H231V158L233 157V158L236 160V162H237L238 160H240V161H242V162H244V163H252V161L255 159V158L253 159V156H254V155L252 154V153H253V152H252L253 149H251L252 147L250 146V147H251L250 149H251V152H252V153H251V152L249 151V147L246 146V145L248 144V142H249V143L251 142V144L253 143L254 146H255V143H256L255 141H257V140H255L254 137L256 138L257 135L254 134V132H253V131H250V130H248ZM247 134H246V135H247ZM136 135H137V134H136ZM136 135H135V136H136ZM140 135H138V136H140ZM172 135H173V134H172ZM182 135H183V134H182ZM211 135H213V134H211ZM221 135H222V134H221ZM221 135L219 134V136H221ZM226 135H227V133H226ZM228 135L231 136V134H228ZM228 135H227V136H228ZM161 136H162V135H161ZM192 136H193V135H192ZM233 136H234V135H233ZM259 136H260V134H259ZM259 136H258V137H259ZM158 137H159V134H158ZM164 137H165V136H164ZM171 137H173V136H171ZM178 137H179V135H178ZM183 137H184V136H183ZM183 137H182V138H183ZM185 137H187V136H185ZM188 137H189V136H188ZM212 137H213V136H212ZM212 137H211V138H212ZM214 137H216V135H215ZM214 137H213V138H214ZM217 137H218V136H217ZM223 137H225V136H223ZM258 137H257V139H258ZM136 138H137V137H136ZM155 138H156V137H155ZM169 138H170V137H169ZM173 138H174V137H173ZM228 138H229L228 140H230V137H228ZM162 139H163V138H162ZM175 139H176V138H175ZM216 139H217V138H216ZM216 139H215V141H216ZM221 139H222V138H221ZM224 139H225V138H224ZM226 139H227V138H226ZM235 139H236V138H233V140H235ZM176 140H177V139H176ZM186 140H187V139H186ZM191 140H192V139H191ZM218 140H219V139H218ZM218 140H217V141H218ZM174 141H175V140H174ZM189 141H190V140H189ZM189 141H186V142L189 143ZM211 141L213 142V140H211ZM215 141H214V143H215ZM217 141H216V142H217ZM220 141H223V140H220ZM225 141H227V140H225ZM218 142H219V141H218ZM223 142H224V141H223ZM223 142H222V143H223ZM227 142H229V141H227ZM227 142H225V143L227 144ZM231 142H232V141H231ZM254 142H255V143H254ZM179 143H180V141H179ZM225 143H223V145H224ZM176 144H177V143H176ZM183 144H184V142H183ZM183 144H182V145H183ZM226 144H225V145H226ZM184 145H185V144H184ZM184 145H183V146H184ZM219 145H220V143H219ZM183 146H182V147H183ZM230 146H232V145H230ZM225 147H227V146H225ZM225 147H224V148H225ZM228 147H229V146H228ZM247 147H248V148H247ZM256 147H257V148L259 147V148H261V149H264V148H263V147H264V140H262V141H260L259 143H257ZM135 148H136V147H135ZM135 148H132V149H135ZM257 148H255V150H256ZM259 148H258V150H260ZM136 149H137V148H136ZM226 150H227V149H226ZM258 150H256V151H258ZM132 152H133V151H132ZM134 153H136V152H134ZM137 153H138V152H137ZM191 153H192V152H191ZM223 153H225V152H223ZM227 153H228V152H227ZM227 153H225V155H226V157H225L226 160H227ZM130 154H131V151H130ZM257 154H258V152H257ZM263 154H264V153H263ZM128 155H129V154H128ZM132 155H133V154H132ZM252 155H253V156H252ZM137 156H138V155H137ZM223 156H224V154H223ZM261 156H263V155L261 154ZM220 157H221V156H220ZM228 157H229V154H228ZM132 158H133V157H132ZM134 158H135V156H134ZM256 158H258V156H257ZM128 159H129V158H128ZM234 159H233V162H234ZM226 160H225V159L223 160V157H222V161L225 162ZM229 161H230V158H229ZM132 162H133V161H132ZM231 162H232V161H231ZM231 162H230V163H231ZM242 162H241V163H242ZM253 163H254V162H253ZM134 164H135V162H134ZM132 166H133V164H132ZM258 166H259V165H258ZM263 166H264V165H263ZM190 167H191V166H190ZM247 167H248V166H247ZM187 168H188V167H187ZM191 168H193V167H191ZM262 168H264V167H262ZM211 169H212V168H211ZM237 169H238V167H237ZM253 169H254V168L252 167V172H254ZM184 170H185V169H184ZM186 170H187V169H186ZM216 170H217V169H216ZM216 170H215V171H216ZM249 170H250V169H249ZM257 170H258V169H257ZM257 170H256V172H257ZM261 171H263V169H262ZM141 172H142V171H141ZM184 172H185V171H184ZM216 172H219V171H216ZM144 173H146V172H144ZM182 173H183V172H182ZM258 173H260V172H258ZM263 173H264V172H263ZM201 174H202V172H201ZM216 174H217L218 177H219V174H218V173H216ZM261 174H262V173H261ZM139 175H140V174H139ZM144 175H146V174H144ZM221 175H222V174H221ZM221 175H220V177H221ZM141 176L144 177L143 175H141ZM141 176H140V178H142ZM222 176H224V175H222ZM263 176H264V175H263ZM129 177H130V176H129ZM147 177H148V176H147ZM151 177H152V176H150V177L147 178V179H149V180H151V179L154 180V179L151 178ZM261 177H262V176H261ZM261 177H260V178H261ZM140 178H139V179H140ZM145 178H146V177H145ZM203 178H204V176H203ZM135 179H137V178H135ZM135 179H134V180H135ZM139 179H137V180H139ZM155 179H156V178H155ZM206 179H207V178H206ZM218 179H219V178H218ZM223 179H224V178H223ZM132 180H133V179H132ZM140 180H141V179H140ZM143 180H145V179L143 178ZM149 180H148V182H149ZM202 180H203V179H202ZM224 180H225V179H224ZM156 181H157V180H156ZM198 181H199V180H198ZM208 181H209V180H208ZM126 182H127V181H126ZM136 182H137V181H136ZM140 182L142 183V180H141ZM148 182H147V183H148ZM219 182H220V181H219ZM132 183H133V181H132ZM134 183H135V182H134ZM144 183H146V182L144 181ZM144 183H143V184H144ZM147 183H146V184H147ZM151 183H152V182H151ZM203 183H205V182H203ZM208 183H209V182H208ZM208 183H205V184H208ZM143 184H142V185H143ZM213 184H215V183H213ZM125 185H126V184H125ZM128 185H131V184L128 183ZM136 185H138V184H136ZM123 186H124V185H123ZM143 186H144V185H143ZM208 186H209V185H208ZM214 186H215V185H214ZM233 186H234V185H233ZM127 187H129V186H126V188H127ZM130 187H131V186H130ZM133 187H134V184L132 185V188H133ZM211 187H212V186H211ZM235 187H236V186H235ZM124 188H125V187H124ZM136 188H137V187H136ZM136 188H134V189H136ZM215 188H216V187H215ZM215 188H214V189H215ZM232 188H233V187H232ZM127 189H129V188H127ZM207 189H208V188H207ZM129 190H131V189H129ZM205 190H206V189H205ZM211 190H212V189H211ZM235 190H236V189H235ZM124 191H126V190L124 189ZM124 191H123V192H124ZM137 191H138V190H137ZM206 191H207V190H206ZM208 191H210V190L208 189ZM121 192H122V191H121ZM123 192H122V193H123ZM128 192H130V191H128ZM134 192H135V191H134ZM219 192H220V191H219ZM122 193H121V194H122ZM131 193H132V192H131ZM137 193H138V192L134 193V194H136V197H137ZM140 193H141V192H140ZM140 193H138V194H140ZM229 193H230V192H229ZM124 194L126 195V194H128V193H125V192H124ZM129 194H130V193H129ZM129 194H128V195H129ZM134 194H133V196H134ZM213 194H214V193H213ZM128 195H127V196H128ZM140 195H141V197H142V194H140ZM207 195H208V194H207ZM209 195H210V194H209ZM217 195H218V194H216V196H217ZM219 195H220V194H219ZM224 195H225V194H224ZM123 196H124V195H123ZM131 196H132V194H131ZM204 196H205V195H204ZM121 197H122V195H121ZM128 197H129V196H128ZM128 197H127V199H128ZM209 197H210V196H209ZM218 197H220L222 200L224 199L223 196H218ZM218 197H216V198H218ZM115 198H116V197H115ZM125 198H126V196H125ZM138 198H139V197H137V199H138ZM216 198H215V199H216ZM225 198H226V197H225ZM209 199H210V198H209ZM211 199L214 200V197H212ZM125 200H126V199H125ZM129 200L132 201L133 198H130ZM224 200H226V199H224ZM224 200H223V201H224ZM135 201H136V200H135ZM208 201L210 202V200H208ZM125 202H126V201H125ZM132 203H133V202H132ZM124 204H125V203H124ZM126 204H127V203H126ZM126 204H125V205H126ZM128 204H129V203H128ZM130 204H131V203H130ZM125 205H124V206H125ZM124 206H123V207H124ZM127 207H128V206H127ZM263 207H264V206H263ZM263 207H262V209H263ZM129 209H130V213H131V208H129ZM262 209H261V210H262ZM123 210H126V209H123ZM133 210H134V209H132V212H133ZM135 213H137V212H135ZM137 215H138V213H137ZM135 218H136V217H135ZM127 219H128V221L130 220L129 218H127ZM125 221H126V220H125ZM162 239H163V238H162ZM162 239H161V240H162ZM159 240H160V239H159ZM155 241H156V240H155ZM150 258H151V257H150ZM155 259H156V258H155ZM158 264H159V263H158Z\"/></svg>", "mask_w": 264, "mask_h": 264}]
</instances>
